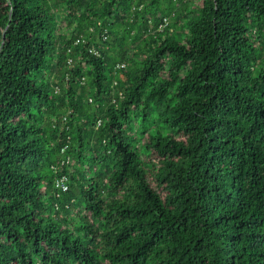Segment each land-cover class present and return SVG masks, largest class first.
Listing matches in <instances>:
<instances>
[{
    "label": "trees",
    "instance_id": "1",
    "mask_svg": "<svg viewBox=\"0 0 264 264\" xmlns=\"http://www.w3.org/2000/svg\"><path fill=\"white\" fill-rule=\"evenodd\" d=\"M0 264H264V0H0Z\"/></svg>",
    "mask_w": 264,
    "mask_h": 264
},
{
    "label": "built area",
    "instance_id": "2",
    "mask_svg": "<svg viewBox=\"0 0 264 264\" xmlns=\"http://www.w3.org/2000/svg\"><path fill=\"white\" fill-rule=\"evenodd\" d=\"M169 20L170 18L168 16H165L164 19H163V22L162 24L160 25V29H163L165 26L168 25L169 23ZM103 38L106 39L108 37V28L107 27H104L103 28ZM82 36L83 35H80L78 36L75 40H74V45H77L80 43V41L82 40ZM72 50V47H69V51ZM91 51H94L95 53H98V51L94 48H90ZM68 62L71 63L73 62V57H69L68 58ZM118 66H125V63H121L119 64ZM100 123V121L98 122V124ZM63 152L66 151V147H64L62 149ZM71 160V158L68 156V160L69 161ZM56 187L59 189V191H62V192H65L69 189V176L66 174V173H63L62 175H60L57 179H56V183H55Z\"/></svg>",
    "mask_w": 264,
    "mask_h": 264
}]
</instances>
